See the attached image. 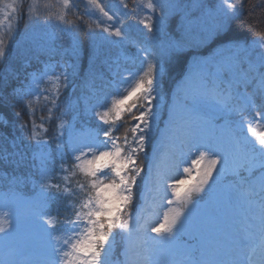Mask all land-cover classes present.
Returning a JSON list of instances; mask_svg holds the SVG:
<instances>
[{
	"label": "snow or ice",
	"instance_id": "1",
	"mask_svg": "<svg viewBox=\"0 0 264 264\" xmlns=\"http://www.w3.org/2000/svg\"><path fill=\"white\" fill-rule=\"evenodd\" d=\"M38 2L29 0L25 7L24 0H10L0 7V61L20 21L27 32L42 19L61 31L83 23L90 34L114 38L111 43L130 41L139 68L117 72L94 93L85 111L95 126L86 136L70 133L64 145L60 140L73 127L65 119L73 106H61L60 99L68 66L45 63L28 72V53L17 50L25 73L13 99L29 117L23 127L43 149L49 144L45 125L55 121L57 143L55 156L43 150L33 155L40 161L32 181L39 184L38 195L20 192L26 176L12 177L5 189L12 203L0 209V264H118L113 259L118 237L125 244V264H264V27L253 28L259 21L249 25L250 41H227V55L198 81L186 78L185 103L169 107L163 150L152 163L144 162L165 71L150 43L158 25L178 10L196 9L206 38L216 39L243 14L246 0H131V6L118 0V7L107 0H43L37 8ZM262 4L258 0L252 7ZM130 13L148 34L143 40L129 36ZM182 50L180 42L169 41L164 54L171 58ZM38 111L47 112L39 122ZM121 124L123 136L117 135ZM146 167L150 211L134 202Z\"/></svg>",
	"mask_w": 264,
	"mask_h": 264
},
{
	"label": "trees",
	"instance_id": "2",
	"mask_svg": "<svg viewBox=\"0 0 264 264\" xmlns=\"http://www.w3.org/2000/svg\"><path fill=\"white\" fill-rule=\"evenodd\" d=\"M7 2H10V0H0V7ZM28 2L29 0H24L25 7L28 6ZM107 2L110 6H119L118 0H107ZM157 2L166 4L169 0H157ZM177 2L190 4L193 0H177ZM257 2L258 0H246L243 14L231 22L226 34L216 39L206 38L204 27L199 26L202 21L199 17L200 13L198 14L196 9L178 10L167 15L165 28L161 29L159 34L156 35V42L151 43L156 50L157 59L163 60L165 71L161 80L162 98L156 101L159 105L157 110L160 113L158 112V119L153 123V131L147 144V156L144 158L145 165L152 142L160 131L161 119L164 117L169 99L171 96L180 95L179 81L188 71L190 60L197 54L201 56L212 55L217 47L224 45L229 40L250 41L253 31L249 30V25L253 21H259L258 24H253V28L264 27V10H262L264 4L260 8H253L252 6ZM42 3L43 0H39L34 6L42 8ZM78 10L80 13H84L85 5L79 3ZM250 13H254V15H250ZM0 17H2V14H0ZM130 20L134 21L135 16L129 14L127 18L130 38L143 40L142 37L135 34L134 25ZM25 29L26 22L21 20L14 40L9 47L8 55L0 61V209L12 203L10 195L6 196L5 189L14 176L29 177L27 183L20 186V192L25 197L38 195L40 191L39 184H34L32 181L38 178L40 161L39 159L34 160L33 155H38L42 150L51 152L53 156L56 155L55 121L52 124L45 125L49 129V144L41 149L40 146L32 143L29 128L23 127L25 123L29 122V117L23 106L14 103L13 89L20 85L25 73V69L21 67V59L17 54V50L27 51V60L30 65L26 69L28 72H31L32 69H40L43 63L51 60L69 62L68 86L63 89L60 99L61 106L66 102H71L73 106L72 110L65 116L66 120L72 122L73 127L66 131L60 140V143L64 145H66V137L71 131L80 130L84 127L90 129L95 126L94 117L85 111L86 102H95L94 93L107 85L109 79L118 72H115L112 66H108L103 61L105 55L102 48H108L109 44L102 39V33L99 35L90 34L83 23H80L78 28L71 31H61L55 24H45L41 19L32 25H28L27 32ZM165 29L168 30V37L165 34ZM164 38L169 39L168 41L180 42L183 50L168 58L164 54V48L167 46V44L162 43ZM125 48L128 52L133 53L136 47L130 41H125ZM128 67L131 68V71H136L139 64L133 62ZM104 90L105 92H111L114 89L105 87ZM16 112H21L19 118L16 117ZM41 115L46 116L47 112L41 113L38 111L36 115L37 122H39ZM249 115L251 116L252 113H249ZM4 121H6V124ZM125 126V124H121L117 129V135L123 136ZM13 139L16 141L15 146L11 144ZM70 163L71 160L69 159ZM144 174L145 171L138 182L139 186L134 197L137 207L144 189ZM55 208L56 205L53 204V209L55 210ZM184 239L186 240L187 237ZM124 247L125 244L118 237L113 250V259L118 264H123Z\"/></svg>",
	"mask_w": 264,
	"mask_h": 264
},
{
	"label": "rangeland",
	"instance_id": "3",
	"mask_svg": "<svg viewBox=\"0 0 264 264\" xmlns=\"http://www.w3.org/2000/svg\"><path fill=\"white\" fill-rule=\"evenodd\" d=\"M198 14H199V12H198ZM197 20H198V18H197ZM134 23H135L134 24V30L136 31V33L140 34L143 38H145L146 35L140 32V29L141 28L143 29V27L141 25H139L137 22H134ZM163 25H164V23H163ZM163 25H158V27L161 28V27H163ZM199 26H202V28L205 27L203 22H201L199 24ZM157 33L158 32H156L155 35ZM103 35L105 36L106 34H103ZM112 39H114V38L106 39V42L110 45V47L106 48V50L108 52H106V55L104 56L103 61L106 62V64L108 66H112L114 68L115 72L118 71L120 74H123L124 69L131 70L130 68H128V66H126V63H128V64L131 62L133 63L132 58L136 56L137 49H135L134 54H132V53L128 52L125 48H123V45L125 42L111 43L110 41ZM168 40L169 39H166V38L162 39L163 44L164 45L168 44L169 43ZM155 42H156V37H154V34H153L150 43H155ZM224 55H227V53L223 52V44H222L214 50L212 55H206V56L197 55L196 57L192 58V60H190V62L188 64V71L186 72L184 77L180 80L181 95L171 96L169 99L168 107L164 113V117H163V121H162L163 125L161 126L160 132L158 133L157 137L154 138V140L152 142L150 152H149V156H148V159L146 162V166L148 164L152 163L154 154L156 152L163 150L162 145L164 143L165 136L168 135L169 107L171 105H173V103L177 100L181 104L185 103L184 92L182 89L185 86L186 78H190L192 82L198 81L201 74L206 72L208 68L212 67ZM49 63L54 64L55 62H49ZM44 64L45 63L42 64V67L44 66ZM61 64L68 66L69 63H61ZM33 70H36V69H32L31 71H33ZM187 104L189 106H191L192 101L190 99L187 100ZM219 123H222V121ZM88 130H89V128L84 127L83 129L71 131L70 133L73 136H77V135H81V134L83 136H86ZM70 133L66 137V145L69 142ZM148 178H149V173H148L147 167H146L145 174H144V189L141 193L140 202L138 204V207H143V208H145L146 211H150V208L147 207V203H150L151 199H152V191H151L152 185L148 182ZM123 259H124V264H125V256Z\"/></svg>",
	"mask_w": 264,
	"mask_h": 264
}]
</instances>
